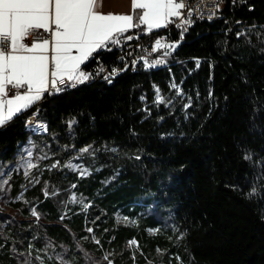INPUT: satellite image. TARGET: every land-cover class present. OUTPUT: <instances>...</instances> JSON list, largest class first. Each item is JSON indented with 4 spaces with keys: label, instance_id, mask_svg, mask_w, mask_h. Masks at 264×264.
<instances>
[{
    "label": "trees",
    "instance_id": "1",
    "mask_svg": "<svg viewBox=\"0 0 264 264\" xmlns=\"http://www.w3.org/2000/svg\"><path fill=\"white\" fill-rule=\"evenodd\" d=\"M213 20L155 53L169 65L98 79L140 24L0 128V264H264V0ZM29 138L48 157L27 175Z\"/></svg>",
    "mask_w": 264,
    "mask_h": 264
},
{
    "label": "snow or ice",
    "instance_id": "2",
    "mask_svg": "<svg viewBox=\"0 0 264 264\" xmlns=\"http://www.w3.org/2000/svg\"><path fill=\"white\" fill-rule=\"evenodd\" d=\"M101 3L102 0H0V127L51 89L59 91L58 79L66 78L70 84L88 80L89 74L82 66L99 50H111L109 46L118 44L129 29L140 24L148 30L160 28L170 22V17L181 16L180 10L185 7L183 0H132L133 13L142 10L134 24L132 14L97 11ZM40 29L50 34L54 53L51 57L48 38L30 46L24 42L33 30ZM156 45L161 46V42L157 40ZM12 90H16L15 94L9 97ZM32 214L37 215L35 210Z\"/></svg>",
    "mask_w": 264,
    "mask_h": 264
},
{
    "label": "rangeland",
    "instance_id": "3",
    "mask_svg": "<svg viewBox=\"0 0 264 264\" xmlns=\"http://www.w3.org/2000/svg\"><path fill=\"white\" fill-rule=\"evenodd\" d=\"M202 1L204 0H193L192 4L190 3L188 6H186V10L184 14H183V9H181L180 11L182 14L178 18V21L180 23H177L175 20H171L172 21L171 23H167L165 26L160 27L162 29L153 28L151 30H148L147 26L143 25V29H141L142 31H140L138 34H134L133 38L130 40V43L128 42L125 43L124 45L118 46V52L116 53L114 58L110 60V62H108L106 65L103 66L102 68L103 70L97 74V78L104 79L106 77L109 78L115 77L118 73L123 72L128 67H130L132 70H136V67L139 65L153 69H158L166 65H169V64L162 65L161 63H157L156 61H154L153 58L155 57V53H157L160 50H163V52H165V48L167 47H173V48L178 47L181 43H184L186 41L187 34L198 21H209V20H202L205 18L196 17L194 14L192 15L195 18L190 20L189 12H191L192 10H196L199 13L202 12L200 10V5L202 4ZM212 1L217 7L218 10L217 14L220 15L222 14L223 10L227 5L244 3V0H212ZM203 14L204 13L202 12L201 15ZM220 15H218L216 19H218ZM170 19L172 18L170 17ZM162 38H164V41L161 40ZM157 40L161 42V46L159 47L156 45ZM152 47L154 48L153 50L151 49ZM82 84L83 82L81 83V85ZM175 87H178L181 92L180 84L175 85ZM175 87L172 86V88ZM76 88L71 87L56 93H66ZM46 94H55V92L50 91L49 93ZM42 99L38 102L40 103ZM78 156L79 155H77L76 157ZM47 157H48L47 150L44 149V147L43 149L39 148L37 146V143L35 142V139L29 138L28 141L24 143L20 148V152H19L20 161L18 166L22 167L27 175H30L34 171L35 166ZM68 165L74 169L82 171L83 173H86L88 171L82 160H76L75 158L68 159ZM7 173L8 172L3 169L2 173L0 174L1 187H4V184L7 181L8 178ZM119 220L122 223L128 222L127 221L128 218L121 214H119Z\"/></svg>",
    "mask_w": 264,
    "mask_h": 264
},
{
    "label": "built area",
    "instance_id": "4",
    "mask_svg": "<svg viewBox=\"0 0 264 264\" xmlns=\"http://www.w3.org/2000/svg\"><path fill=\"white\" fill-rule=\"evenodd\" d=\"M184 4H185V7L183 8V14L185 13V10H186V6H188L190 3L192 4L193 3V0H183ZM199 6V5H198ZM214 9V10H213ZM200 10L204 13L203 15L202 12L199 13L197 12L196 10H192L191 11V15H190V20L191 19H194L195 17L192 15L194 14L196 17H200V18H205V19H202V20H206V19H216L218 15L220 14H217L218 13V10H217V7L216 5L213 3L212 0H204L202 1V4L200 5ZM216 10V11H215ZM172 19H170V22L171 23L172 21L171 20H175L177 23H180L178 21V18L179 17H176V18H173L171 17ZM159 29H162V28H159ZM46 38H50V34L47 33V32H44L43 29H40V30H33L32 31V34L29 35L28 37H26V41H27V44L30 46L32 43H36V42H42L44 39ZM3 38L0 37V40H2ZM162 41H164V38L161 39ZM152 50L154 49L153 47L151 48ZM119 64V63H118ZM129 66V65H128ZM108 71V70H106ZM57 87L59 86H65V85H69L70 83L65 79H58L57 80ZM72 83H75L72 82ZM15 91L16 90H12L9 92V95L12 96L15 94ZM39 114L38 112H35L31 115H37ZM31 115H29L27 118L25 119H30L31 121Z\"/></svg>",
    "mask_w": 264,
    "mask_h": 264
},
{
    "label": "crops",
    "instance_id": "5",
    "mask_svg": "<svg viewBox=\"0 0 264 264\" xmlns=\"http://www.w3.org/2000/svg\"><path fill=\"white\" fill-rule=\"evenodd\" d=\"M97 11H100L102 13L111 12L114 14H132V15H134V21H133L134 24L138 22L136 17H138L142 12V10L137 9L136 12L133 13L132 0H102V3L100 6H98ZM133 28H135V27H133ZM133 28H131L129 30H132ZM49 40H50V44H49L48 55L51 57V55H53L54 53H52V51H51V47H52L51 38H49ZM24 42L27 44L26 39ZM50 66H51V62H50ZM9 97H11V96L9 95Z\"/></svg>",
    "mask_w": 264,
    "mask_h": 264
},
{
    "label": "bare ground",
    "instance_id": "6",
    "mask_svg": "<svg viewBox=\"0 0 264 264\" xmlns=\"http://www.w3.org/2000/svg\"><path fill=\"white\" fill-rule=\"evenodd\" d=\"M206 20H213V19H206ZM71 84H80V82H75V83H71ZM69 85H65V86H59L58 88L60 89L59 91H63L66 87L70 86ZM52 92H59L56 89H51ZM26 125L28 128H32L33 130L37 131V132H43L45 130V123L41 122L38 120L37 115H31V121L30 119H26Z\"/></svg>",
    "mask_w": 264,
    "mask_h": 264
}]
</instances>
